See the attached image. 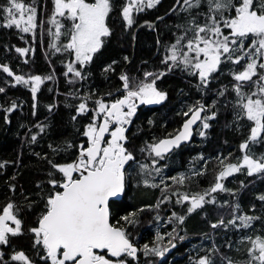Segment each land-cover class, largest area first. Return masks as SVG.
<instances>
[{
    "label": "snow or ice",
    "instance_id": "snow-or-ice-1",
    "mask_svg": "<svg viewBox=\"0 0 264 264\" xmlns=\"http://www.w3.org/2000/svg\"><path fill=\"white\" fill-rule=\"evenodd\" d=\"M159 3L160 0H125L119 11L125 31L134 24V12L152 9ZM47 4L48 0H5L0 3V21L5 28L15 27L20 33L30 34L33 40L37 30L41 40L46 34L48 50L67 56L61 61L67 83L84 82L90 75L88 67L113 34L108 23L114 10L113 0H51L50 12ZM179 13L185 14L186 19L175 25L174 39L164 43L163 53L157 52L162 57V67H154L153 70L145 67L142 75L121 69L119 85L106 92L98 88L84 90L83 85L81 89L70 90L69 95L79 100L74 106L76 115L71 119L76 122L79 116L91 114L88 122L82 125V130L77 129L78 136L83 139L66 140L60 145L50 143L48 147L54 154L66 153L62 160L50 159L47 153L41 157L49 165L46 182H37V199L24 196L23 201L29 211L42 205L32 225L27 228L30 234L28 250L12 246V239L24 233L23 206L12 200L2 206L0 264H142L141 254L145 258L143 264H155L152 257H163L176 247L177 240H185V236L178 235L176 225L183 224L186 216L195 210L217 202L213 193L229 192L233 200L236 199V190L225 187V178L245 171L249 177H264V153L257 155L252 151L253 145L264 143V0H176L168 9V14ZM163 18L156 17L157 20ZM143 24L149 28L155 26L149 21ZM21 39L24 37L21 36ZM156 44L159 48L161 41L157 39ZM29 50L15 47L20 57H24ZM129 60V56H123L126 64ZM24 63L27 64L28 60L25 59ZM141 64L147 65L148 61H141ZM226 64L231 66L228 74L234 97L225 103L232 107L237 127H240L241 121H246L248 126L247 137L238 145L241 155L236 162H226L228 157H218L220 170L214 183L203 192L189 195L179 190L171 191V186L160 178V184L164 185L161 191H171L177 205L183 206L187 202L186 212L172 211L164 221L156 215L158 223L173 225L171 231L157 230L150 242L140 245L132 234V230L140 224V213L145 208H158L161 203L169 201L170 196L164 195L162 200L158 198L154 206L143 205L139 209L122 211L121 197L127 190L129 169L133 165L138 168V183L157 187L152 173L159 176L161 172L158 160L165 159L174 148L189 141L197 122L200 125L199 136L206 135L205 130L211 126L209 121L217 117V111L213 109L217 107L218 99L213 98L210 104L196 100L182 112L185 119L174 133L166 134L164 138L147 144V147L142 146L139 151L148 157L150 163L138 160L136 150L129 147L131 138L127 133L138 106L159 105L167 100V92L157 85V81L167 73L179 69L195 80L197 90L203 94ZM118 65L119 61L115 59L104 64L101 71L106 80H111L109 73L117 76ZM0 70L11 77L10 81L5 80V84L12 87L23 85L30 90L35 114L37 93L44 81L53 79L54 73L44 76L16 74L7 62L0 64ZM5 92L6 88L0 86V93ZM227 93L228 88L224 86L216 90V96L221 99ZM17 107V102L13 100L10 106L3 108L6 124L9 123L8 114ZM47 108L51 111L53 105L49 104ZM153 123L149 118L148 124ZM37 127L43 132L46 126L37 124ZM36 140L37 135L33 134L30 142ZM36 155L41 156L40 153ZM200 160L207 163L203 156ZM3 166L0 164V167ZM191 174L206 173L205 169H201L199 173L192 171ZM186 178L184 173L169 177L173 184L180 185ZM240 185L241 188L245 186L243 181ZM9 187L14 189V185ZM256 200L264 211V193H258ZM223 205H229V201H223ZM229 207L231 219L227 223L223 218L210 222L211 229H248L253 221L260 219L240 213L238 203ZM255 207L253 203L251 208ZM165 237L168 238L166 243ZM240 240L250 244L243 264H264V236H241ZM9 247L11 251H6ZM217 253L218 249L213 244L192 264H216L213 257ZM220 264L239 262L221 255Z\"/></svg>",
    "mask_w": 264,
    "mask_h": 264
},
{
    "label": "trees",
    "instance_id": "trees-1",
    "mask_svg": "<svg viewBox=\"0 0 264 264\" xmlns=\"http://www.w3.org/2000/svg\"><path fill=\"white\" fill-rule=\"evenodd\" d=\"M4 2L5 0H0V3ZM25 2H31V0H25ZM124 2L125 0H113L114 10L108 19L113 34L106 41V46L101 53L88 67L87 71L90 73L88 79L84 82L77 81L75 84L67 83L63 75L65 69L61 61L66 60L67 56L53 54L48 49L45 52L38 30L33 40L30 34L20 33L15 27L5 28L0 21V64L9 63L10 68L16 74L44 76L54 73L53 79L44 81L37 93L34 114L30 90L23 85L12 87L10 84H5V80L10 81L11 77H7V74L0 70V86L6 88L5 93H0V164L4 165L0 167V210L9 200L24 208L21 212V218L24 220V233L12 239V246L18 249H29L30 234L27 233V228L32 225L36 214L42 207L41 205L29 211L27 205L23 203L24 196H29L33 200L37 199L35 196V193L39 191L36 187L37 182H46L49 165L41 157L47 153L50 159L60 158L62 160L66 153L54 154L48 145L50 143L60 145L66 140L83 139L78 136L77 129L82 130V125L88 122V116L91 115L89 113L86 116H79L76 122L71 119L73 115H76L74 106L79 100L69 95L70 90L81 89L83 85L84 90L98 88L101 92H106L119 85L118 74L121 69H127L131 74L142 75L145 67L148 70L162 67L160 65L162 57L157 55V52L163 53L164 43H170L174 39L175 25L186 19L183 13L168 14V9L176 0H160V3L152 9H145L140 13L134 12V24L130 30L125 31L122 17L119 14ZM51 7V0H48L49 12ZM193 14L195 15V12ZM157 16L164 18L157 20ZM144 21L154 23V28L144 25ZM21 36L24 39H21ZM157 39L161 41L159 48L156 44ZM15 47H25L30 50L24 57H20L15 52ZM125 55L130 58L127 64L123 61ZM25 59L28 60L27 64L24 63ZM113 59L119 61L116 68L117 76L109 73L111 80H106L101 69L104 64ZM141 61H148V64L142 65ZM230 67V65H224L221 73L212 81L211 87L203 94L197 90L195 80L176 69L157 81L158 87L167 92V100L159 105L138 107L134 122L127 133L131 138L129 147L136 150L138 160L150 163L148 157L139 151L142 146L147 147V144L164 138L166 134L174 133L185 119L182 112L186 111L187 106L196 100H204L210 104L213 98L218 99V105L213 109L217 111V117L209 121L211 126L205 130L206 135L199 136L200 125H198L190 143L172 151L166 157L165 170L169 177L178 176L180 173H184L187 177L183 185L172 184V180L167 182V185H171V191L179 190L189 195L203 192L214 183L215 175L220 170L218 157H228L226 162H236V158L241 155L238 145L247 137L248 126L246 121H241L238 128L237 122L234 121L232 107L225 103L226 100L234 97L230 86L231 76L228 74ZM221 86L228 88V93L223 99L216 96V90ZM250 88L251 85L248 86V89ZM13 100L17 102L18 107L8 114L9 123L6 124L3 118V108L10 106ZM49 104L53 105L51 111L47 108ZM149 118L154 121L152 125L148 124ZM37 124L46 126L43 132ZM33 134L37 135V140L30 142ZM252 151L257 155L264 153V143L253 145ZM36 153H40L41 156L38 157ZM201 156L207 163L200 160ZM201 169H205L206 174L192 176V171L199 173ZM129 173L127 190L121 199L122 211L139 209L143 205L154 206L158 198L162 200L164 195L170 196V200L161 203L158 208H145L140 213V224L132 230V234L134 239L142 245L150 242L157 230L171 231L173 225L158 223L155 220L156 215L163 218V221L167 220L172 211L186 212L187 203L183 206L177 205L176 197L171 195V191L167 189L164 192L161 191L164 185L161 186L159 180L164 176V171L161 170L159 176L155 172L152 173V176L156 178L157 187L155 188L138 183L140 176L135 165L129 169ZM241 181L245 185L243 188L240 185ZM223 183L227 189L236 190V199L233 200L229 192L213 193L217 202L211 205L206 204L202 210H195L186 216L183 224L176 225L178 235L185 236V240H177L176 247L170 249L163 257H152L155 264H192V261L199 255H203L205 250L213 244L218 249V253L213 257L216 264H220L221 255L243 264L247 259V248L250 244L247 241L241 242L240 237L264 236V211H261L262 206L256 200L258 193H264V177L257 175L249 177L245 171L232 174L225 178ZM10 185H14V189L10 188ZM225 200L229 201V205L238 203L240 213L255 215L260 219L253 221L248 229L232 227L211 229L210 222L220 219L221 214L228 212L224 218L225 223L231 219V208L229 205H223ZM253 203L256 204L254 209L251 208ZM171 206L175 207L172 211ZM167 239L165 237V243ZM5 250L11 251V247ZM29 255H31L30 252ZM144 260L141 254L142 264Z\"/></svg>",
    "mask_w": 264,
    "mask_h": 264
},
{
    "label": "flooded vegetation",
    "instance_id": "flooded-vegetation-1",
    "mask_svg": "<svg viewBox=\"0 0 264 264\" xmlns=\"http://www.w3.org/2000/svg\"><path fill=\"white\" fill-rule=\"evenodd\" d=\"M141 106V105H140ZM140 106H138V107H140ZM170 155V154H169ZM168 156V155H167ZM166 156V157H167ZM166 158L165 159H163V160H158V165L160 166V168H161V170L162 171H164L165 173H164V176L162 177V178H164V182H166V180H168V182L169 181H171V179H169V176H168V174H167V170H165V168H166ZM173 175H171L170 177H172ZM159 182H160V180H159ZM161 186H162V184H161ZM121 199H122V197H121ZM175 209V207L174 206H171L170 207V210L172 211V210H174ZM161 221H163V218H161Z\"/></svg>",
    "mask_w": 264,
    "mask_h": 264
},
{
    "label": "rangeland",
    "instance_id": "rangeland-1",
    "mask_svg": "<svg viewBox=\"0 0 264 264\" xmlns=\"http://www.w3.org/2000/svg\"><path fill=\"white\" fill-rule=\"evenodd\" d=\"M46 16V15H45ZM39 31V30H38ZM40 33V32H39ZM41 37V36H40ZM41 42H42V45H43V47H44V51L45 52H47V45H48V38H47V35L45 34V36H44V38H43V40H41ZM142 106V105H141ZM144 106H154V105H144ZM168 182V180H166V182H165V184ZM173 184V183H172ZM176 185V184H175ZM171 186V185H170ZM185 203H187V202H185ZM228 213V212H227ZM227 213H225V214H221V216H220V218H225L226 216H227Z\"/></svg>",
    "mask_w": 264,
    "mask_h": 264
},
{
    "label": "water",
    "instance_id": "water-1",
    "mask_svg": "<svg viewBox=\"0 0 264 264\" xmlns=\"http://www.w3.org/2000/svg\"><path fill=\"white\" fill-rule=\"evenodd\" d=\"M198 125H199V122H197V125H194V126H193L194 131L196 130V128L198 127ZM194 131H193V135H194ZM193 135H192V137L190 138L189 141H187V142H182L181 145H180L178 148H180V147L183 146V145L189 144L190 141H191L192 138H193ZM178 148H174L172 151H174V150H176V149H178Z\"/></svg>",
    "mask_w": 264,
    "mask_h": 264
},
{
    "label": "bare ground",
    "instance_id": "bare-ground-1",
    "mask_svg": "<svg viewBox=\"0 0 264 264\" xmlns=\"http://www.w3.org/2000/svg\"><path fill=\"white\" fill-rule=\"evenodd\" d=\"M178 212V211H177Z\"/></svg>",
    "mask_w": 264,
    "mask_h": 264
}]
</instances>
